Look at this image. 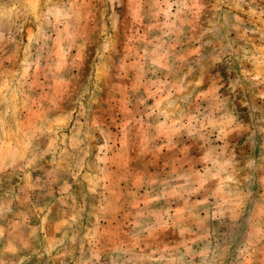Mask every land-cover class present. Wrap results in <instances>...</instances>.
I'll return each mask as SVG.
<instances>
[{"label": "rangeland", "instance_id": "rangeland-1", "mask_svg": "<svg viewBox=\"0 0 264 264\" xmlns=\"http://www.w3.org/2000/svg\"><path fill=\"white\" fill-rule=\"evenodd\" d=\"M0 264H264V0H0Z\"/></svg>", "mask_w": 264, "mask_h": 264}]
</instances>
